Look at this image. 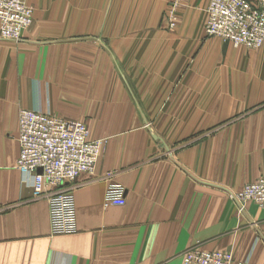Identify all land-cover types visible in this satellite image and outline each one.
Listing matches in <instances>:
<instances>
[{
    "label": "crops",
    "instance_id": "obj_1",
    "mask_svg": "<svg viewBox=\"0 0 264 264\" xmlns=\"http://www.w3.org/2000/svg\"><path fill=\"white\" fill-rule=\"evenodd\" d=\"M34 25L0 39V264H182L192 248L264 264V209L231 198L264 177V46L206 35L208 0H24ZM88 126L104 150L73 184L78 233L16 170L19 112ZM125 206H106L109 187Z\"/></svg>",
    "mask_w": 264,
    "mask_h": 264
},
{
    "label": "built area",
    "instance_id": "obj_2",
    "mask_svg": "<svg viewBox=\"0 0 264 264\" xmlns=\"http://www.w3.org/2000/svg\"><path fill=\"white\" fill-rule=\"evenodd\" d=\"M182 0L172 1V14ZM33 10L23 0H0L1 37L19 42L32 26ZM206 35L248 50L264 46V0H209ZM20 147L16 170L30 176L35 198L48 199L53 235L78 233L73 183L80 175H95L104 150L102 141L90 140L87 125L55 117L42 109L21 110ZM231 198L240 214L248 203L264 209V177L246 184ZM106 206H125L124 192L108 188ZM182 264H246L232 253L192 248L183 253Z\"/></svg>",
    "mask_w": 264,
    "mask_h": 264
},
{
    "label": "rangeland",
    "instance_id": "obj_3",
    "mask_svg": "<svg viewBox=\"0 0 264 264\" xmlns=\"http://www.w3.org/2000/svg\"><path fill=\"white\" fill-rule=\"evenodd\" d=\"M24 1V0H23ZM172 1L173 0H171L170 1V3L168 4V8H167V10H166V13H165V16L167 17V19H168V21L170 22V27L171 28H173L174 26H175V24H176V22H177V20H178V15H179V11H180V7H181V4L185 1V0H182L180 3H179V5H178V7H177V9L175 10V11H173V14H172ZM209 1V0H208ZM25 2V1H24ZM26 3V2H25ZM27 5V4H26ZM209 5V4H208ZM27 6H29V5H27ZM32 10H33V23H32V26L30 27V28H28L27 30H25V32H24V36H23V39H24V37H26V33L28 32V31H30V29L33 27V25H34V19H35V15H34V9L31 7V6H29ZM207 12H208V8H207ZM208 21V20H207ZM207 24V23H206ZM208 36V35H207ZM208 37H211V36H208ZM219 38V37H218ZM0 39L1 40H4V41H9V42H14V41H11V40H6V39H4V38H2L1 37V29H0ZM22 39V40H23ZM221 39V38H220ZM21 40V41H22ZM223 40V39H222ZM20 42V41H19ZM225 42V41H224ZM17 43V42H16ZM32 110V109H34V108H32V109H28V108H22V109H20V112H21V110ZM20 112H19V114H20ZM19 118V117H18ZM76 182V181H75ZM74 184V183H73ZM239 193V192H238ZM237 194V193H236ZM234 201V200H233ZM235 203V202H234ZM235 205H236V203H235ZM236 207H237V205H236ZM237 211H238V207H237ZM244 212H245V210H244ZM243 212V213H244ZM238 213H239V211H238ZM242 213V214H243ZM240 214V213H239ZM241 215V214H240Z\"/></svg>",
    "mask_w": 264,
    "mask_h": 264
}]
</instances>
